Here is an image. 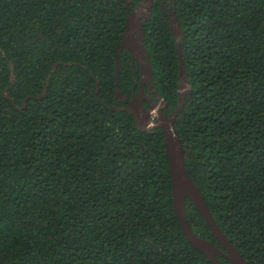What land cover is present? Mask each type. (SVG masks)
<instances>
[{"label":"trees","instance_id":"16d2710c","mask_svg":"<svg viewBox=\"0 0 264 264\" xmlns=\"http://www.w3.org/2000/svg\"><path fill=\"white\" fill-rule=\"evenodd\" d=\"M142 2L0 0V264H214L176 214L162 129H139L116 96L140 90L120 50ZM143 29L189 177L264 264V0H157ZM186 216L221 248L188 198Z\"/></svg>","mask_w":264,"mask_h":264},{"label":"water","instance_id":"95a60500","mask_svg":"<svg viewBox=\"0 0 264 264\" xmlns=\"http://www.w3.org/2000/svg\"><path fill=\"white\" fill-rule=\"evenodd\" d=\"M156 1L157 0H144L134 12H130L127 22L125 40L122 49L120 50V54L124 50H128L131 53L132 58L138 61L143 79L141 84V92L139 96L135 98V101L125 98L119 90H117L116 96L119 100L129 105V109L123 108V110L135 116L137 127L139 129L143 131H150L151 129L159 128L162 129L165 136V145L170 161V173L173 183L175 211L180 224L184 229V233L191 245L201 251L214 264H221L218 260V256L226 257L232 264H249L248 261L244 259L239 250L234 245H232L228 237L220 229L212 213L210 212V209L206 205L200 189L189 177L186 167L183 144L175 126L176 117L180 110L171 117H168L165 112L166 107L164 101L156 93H154V96H156L162 103V106L159 107L157 103H155L154 98L147 96L145 93V84L148 83L151 86V89H153V85L151 83L152 65L144 45L145 32L143 29L144 21H142V18L146 16L144 18L145 21L150 19L152 15V8ZM171 15V29L177 38L180 50L181 31L177 24L175 14L172 13ZM181 62V89H186L189 92V81L186 77L182 56ZM120 69L121 63L118 58L116 70L117 76ZM185 98V93L182 92L181 101H185ZM145 99L149 100L151 103L150 108H146L144 104ZM160 109H163V112H160ZM186 198H188L201 213L206 223L210 226L216 239L220 243L221 248L212 242L202 239L194 234L186 216Z\"/></svg>","mask_w":264,"mask_h":264},{"label":"flooded vegetation","instance_id":"af4514ba","mask_svg":"<svg viewBox=\"0 0 264 264\" xmlns=\"http://www.w3.org/2000/svg\"><path fill=\"white\" fill-rule=\"evenodd\" d=\"M143 1H144V0H143ZM142 21L145 22V20H144L143 18H142ZM135 60H136V59H135ZM136 61H137V60H136ZM137 62H138V61H137ZM138 64H139V63H138ZM142 82H143V79H142V81H141V83H140V90L138 91V93H137V95L135 96V98L138 97L139 94H140V92H141V84H142ZM148 85H149V84L146 83L145 86H144V90H145L146 95H147V96H150V97H153L154 100H155V103H159V104H160L159 99H158L156 96H154V93H155V92L151 89L150 86H149V88H148V90H147V86H148ZM135 98H134V101H135ZM144 104H145L146 108H150L151 103L149 102V100L145 99V100H144ZM160 112H163V109H160ZM165 112H166V109H165Z\"/></svg>","mask_w":264,"mask_h":264},{"label":"rangeland","instance_id":"374dc122","mask_svg":"<svg viewBox=\"0 0 264 264\" xmlns=\"http://www.w3.org/2000/svg\"><path fill=\"white\" fill-rule=\"evenodd\" d=\"M145 15H146V14H145ZM145 17H146V16H144V17H143V19H144ZM183 92L185 93V92H186V89H184V90H183ZM159 102H160V104H159V103H157V105H158L159 107H161V106H162V103H161V101H160V100H159Z\"/></svg>","mask_w":264,"mask_h":264}]
</instances>
